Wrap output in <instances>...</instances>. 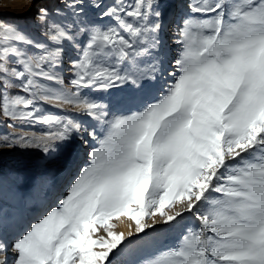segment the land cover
Returning <instances> with one entry per match:
<instances>
[{
    "label": "snow or ice",
    "instance_id": "6c2138e0",
    "mask_svg": "<svg viewBox=\"0 0 264 264\" xmlns=\"http://www.w3.org/2000/svg\"><path fill=\"white\" fill-rule=\"evenodd\" d=\"M35 19L0 20V153L88 151L55 205L0 232V264H264V0H50Z\"/></svg>",
    "mask_w": 264,
    "mask_h": 264
},
{
    "label": "bare ground",
    "instance_id": "6f19581e",
    "mask_svg": "<svg viewBox=\"0 0 264 264\" xmlns=\"http://www.w3.org/2000/svg\"><path fill=\"white\" fill-rule=\"evenodd\" d=\"M49 2L50 0H30V4L28 5V7L20 9L17 12H20L21 14H24L26 17L32 19L33 16L36 13H38L39 9ZM188 2H190V0H183V3L185 4ZM174 11H179V10H174ZM9 13L10 11L0 10V14L7 15ZM20 13H16V14H20ZM35 18L32 19V21L33 20L36 21ZM169 19L170 20L172 19L171 14L169 15ZM118 99H120V97ZM110 106L117 110L127 107L126 105L116 104V103ZM39 127H43V126L38 125V129ZM18 131H20V129H18ZM38 134L41 133H39L38 131ZM63 148L64 145L60 147H56L54 151L50 154H45L42 152V157L46 160H52L50 156L57 157L58 153ZM87 151L88 149L86 146H83L79 142L75 141L73 152H71V157H69L65 163H58L57 165L54 166L52 170H47V169L43 170L44 171L43 175L47 174L46 176H49L50 180H48L49 182L44 184L43 187L41 186L42 188L38 192L37 190H39V186L37 190L33 191V188H24L21 186H17L15 184L8 185L14 196V200L13 198L8 197L7 201L5 200L0 204V209H2V212H0V217H2L3 219V223L0 224V232H4L8 236V238L11 239L12 236L16 235L19 231L23 230V228L27 227L28 226L27 224L33 221L36 216L40 215L41 211L47 208L49 204L55 205L57 199L61 198L65 194L69 182L72 180L74 176H76L81 165L84 163L86 159ZM144 219L146 223H152V221L149 220L147 217H145ZM112 220L113 222H115L114 230L118 232H123L126 236L129 231L134 230L135 221H131L128 217H113ZM157 226L158 225H156L155 228ZM154 230L152 229L147 230L148 231L147 237L150 236V239L146 241H152L153 239L152 233H155ZM139 235L142 236L143 234L141 233ZM156 242H158V240ZM135 258H136L135 255H128L122 257L121 259L124 261H129Z\"/></svg>",
    "mask_w": 264,
    "mask_h": 264
},
{
    "label": "rangeland",
    "instance_id": "374dc122",
    "mask_svg": "<svg viewBox=\"0 0 264 264\" xmlns=\"http://www.w3.org/2000/svg\"><path fill=\"white\" fill-rule=\"evenodd\" d=\"M29 4H30V0H0V10L10 11V13L7 15L0 14V20L6 21L10 24L18 25L20 28L25 29L28 32H31L33 35H36L38 31V25L36 21L34 20L32 21V19H34L38 13H36L31 19L29 17H26L24 14L17 12L20 9L28 7ZM13 13L15 14L20 13V14L15 15ZM98 95H103V94H98ZM122 95L123 94H119L115 96V99L114 97L109 98L105 95L104 97L105 103H108L109 99H111L113 100L112 104L114 105L115 101L119 97L121 98ZM47 111L53 112L56 114H61L55 108H48ZM21 130L27 131V132H35L37 134H38V131L39 133H42L44 131L43 127H39L38 129V126L34 128L20 129V131ZM3 131H5V129H3V127H0V133H2ZM74 143L75 141H73L70 144L64 145V148L58 153L57 157L50 156L52 160L44 159L42 157V150L40 149L20 148V149H14L11 151H4L0 153V180H2V183H0V204L4 202L5 200L7 201L8 197L13 198L14 200V196L10 188L8 187V185L15 184L17 186H21L24 188H33V191L37 190L39 186V190H37V192L40 191L43 185L48 183L49 182L48 180H50V177L46 176L47 174L43 175L44 174L43 170H46V169L52 170L54 166L57 165L58 163H65L66 160L69 157H71V152H73V149H74ZM49 205H52V204H49ZM48 207L49 206H47V208ZM45 209L41 211V213L44 212ZM180 210L181 209L179 208V206H177L171 211L174 213V211H180ZM188 218L189 217L186 216L185 222L182 221L179 225L177 224L175 227L158 225L154 230L155 233H152L153 235L152 241H146L150 239V236L146 238L144 237L145 243L142 245L143 253L147 254L148 252H151L154 249V247L157 248L158 245L160 246L164 244H173L176 241L177 237L179 236L180 231L183 227V224L187 222ZM110 223H112L115 228V222L111 220ZM157 240L158 242H156Z\"/></svg>",
    "mask_w": 264,
    "mask_h": 264
}]
</instances>
